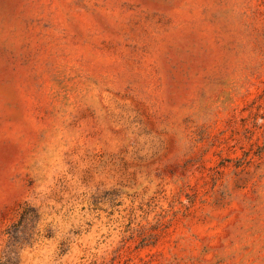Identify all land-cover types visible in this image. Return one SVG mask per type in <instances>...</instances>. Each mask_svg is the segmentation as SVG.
Returning <instances> with one entry per match:
<instances>
[{
    "label": "rangeland",
    "instance_id": "374dc122",
    "mask_svg": "<svg viewBox=\"0 0 264 264\" xmlns=\"http://www.w3.org/2000/svg\"><path fill=\"white\" fill-rule=\"evenodd\" d=\"M0 264H264V0H0Z\"/></svg>",
    "mask_w": 264,
    "mask_h": 264
}]
</instances>
